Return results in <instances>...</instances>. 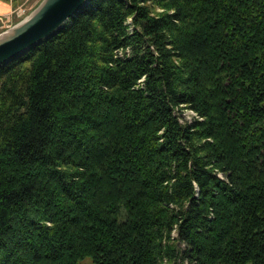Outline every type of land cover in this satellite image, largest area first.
<instances>
[{"label":"trees","instance_id":"16d2710c","mask_svg":"<svg viewBox=\"0 0 264 264\" xmlns=\"http://www.w3.org/2000/svg\"><path fill=\"white\" fill-rule=\"evenodd\" d=\"M0 264H264V0H86L1 63Z\"/></svg>","mask_w":264,"mask_h":264},{"label":"water","instance_id":"95a60500","mask_svg":"<svg viewBox=\"0 0 264 264\" xmlns=\"http://www.w3.org/2000/svg\"><path fill=\"white\" fill-rule=\"evenodd\" d=\"M86 0H42L6 37H0V64L48 36Z\"/></svg>","mask_w":264,"mask_h":264},{"label":"rangeland","instance_id":"374dc122","mask_svg":"<svg viewBox=\"0 0 264 264\" xmlns=\"http://www.w3.org/2000/svg\"><path fill=\"white\" fill-rule=\"evenodd\" d=\"M42 0H0V33L12 28L27 17ZM22 10V12H20ZM180 122L187 121L195 113L187 108L176 111ZM87 262V261H84Z\"/></svg>","mask_w":264,"mask_h":264},{"label":"bare ground","instance_id":"6f19581e","mask_svg":"<svg viewBox=\"0 0 264 264\" xmlns=\"http://www.w3.org/2000/svg\"><path fill=\"white\" fill-rule=\"evenodd\" d=\"M0 7H1V6H0ZM28 16H29V15H28ZM25 18H26V17H25ZM11 30H12V28L7 29V30L1 32V33H0V37H3V36L6 37L7 34H9Z\"/></svg>","mask_w":264,"mask_h":264},{"label":"built area","instance_id":"2783aa9c","mask_svg":"<svg viewBox=\"0 0 264 264\" xmlns=\"http://www.w3.org/2000/svg\"><path fill=\"white\" fill-rule=\"evenodd\" d=\"M20 12H22V10H20Z\"/></svg>","mask_w":264,"mask_h":264}]
</instances>
